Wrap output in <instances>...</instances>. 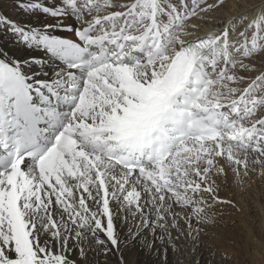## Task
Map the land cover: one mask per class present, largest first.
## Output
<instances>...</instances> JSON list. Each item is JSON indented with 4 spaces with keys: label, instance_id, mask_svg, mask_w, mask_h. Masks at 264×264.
Here are the masks:
<instances>
[{
    "label": "snow or ice",
    "instance_id": "snow-or-ice-1",
    "mask_svg": "<svg viewBox=\"0 0 264 264\" xmlns=\"http://www.w3.org/2000/svg\"><path fill=\"white\" fill-rule=\"evenodd\" d=\"M15 7L43 21L0 14V264L209 247L221 193L264 180V0Z\"/></svg>",
    "mask_w": 264,
    "mask_h": 264
},
{
    "label": "rangeland",
    "instance_id": "rangeland-1",
    "mask_svg": "<svg viewBox=\"0 0 264 264\" xmlns=\"http://www.w3.org/2000/svg\"><path fill=\"white\" fill-rule=\"evenodd\" d=\"M15 2V0H0V8L2 9L3 13L7 16H9L12 19H19L18 16H23V12H21L18 8L14 7L12 3ZM240 3L242 4V0H240ZM24 17H28L24 15ZM35 25V24H34ZM258 177V174L257 176ZM255 178V177H254ZM259 179V178H258ZM262 180H258L257 182V193L256 192H250V197L248 198V201L252 200V202L260 201L261 204H264V183H260ZM261 184V185H260ZM261 188V189H260ZM253 198V199H251ZM256 199V200H255ZM256 204V203H255ZM254 204V205H255ZM252 203L249 210L251 213L250 215L247 214V217H253L256 214V209ZM261 207V205H259ZM258 214V213H257ZM230 215V213H228ZM258 217H256L255 220H257ZM255 228L256 230L260 231L263 235L264 228L261 226L262 222L259 220L255 221ZM243 221V217L239 218L238 213L235 212L232 214L231 218H224V221L222 222V229L225 230L224 233H220L219 235L224 237L227 243L224 245L229 248L230 252L232 253L231 258V264H264V247H261L260 250H257V245L252 244V242L256 241L255 239L251 238L249 236V231H247L248 234L240 233L243 228H245V225L241 223ZM250 222L253 220H249ZM231 230V231H230ZM233 231V232H232ZM264 237V236H263ZM201 241H207L209 247L214 246L216 244V236L213 238L208 239L207 236H202ZM231 241H235V244L233 245ZM209 247H201L200 250L193 256L188 257L186 256V253L184 252L183 259L181 261H177L178 264H188L189 259H195L200 261V264H216L219 257H216L213 259L212 253L209 251ZM132 251L135 249H131ZM157 260V256H156ZM243 262V263H242Z\"/></svg>",
    "mask_w": 264,
    "mask_h": 264
},
{
    "label": "bare ground",
    "instance_id": "bare-ground-1",
    "mask_svg": "<svg viewBox=\"0 0 264 264\" xmlns=\"http://www.w3.org/2000/svg\"><path fill=\"white\" fill-rule=\"evenodd\" d=\"M24 2L27 3V2H29V0H24ZM246 2H248V0H242V4H244ZM250 2L251 3H258L259 0H250ZM12 5L15 7V2H13ZM0 14H4L1 8H0ZM18 18L19 19H15V20L30 21L33 24H38V23L43 21L42 17H40V18L29 17V16L24 17V15H23V16H18ZM258 180H259L258 177L253 178L251 185L250 186L246 185L243 191H241L239 188L234 187L232 191H229L226 193H221V195L227 196L228 198H231V199H234L238 203V208L242 209V211H238L237 209H226L225 210V218H231L232 214L235 212L238 213L239 218L243 217V221L241 223H243L245 225V228H243L240 233H243L246 235V234H248L247 231H249V233H250L249 236H251V238L256 240V241L252 242V244H256L257 250H260L261 247H264V237H263L264 233L262 235L260 231L256 230V228H255L256 222L254 223V220L256 219V217H258L257 220L258 221L260 220L262 222L261 226H263V228H264V204H261V202H260L261 200L256 201V202L255 201L252 202V200L248 201V198L251 196L250 192L253 191V192L257 193L256 186H257ZM262 182L264 183V180H262ZM262 182H260V183H262ZM233 192H235V195H233ZM251 199H253V198H251ZM252 203H253V205L256 203L254 206L257 207L258 209H256V214L253 217L248 218L247 214L248 215L251 214L249 212V210L252 209V208H250ZM259 205H261V207H259ZM228 213H230V215H228ZM249 220H253V221L250 222ZM257 220H255V221H257ZM131 227H133L131 218H129L128 223H121L119 225V230H120L121 236L123 238L127 237V233ZM222 227L223 226H221L215 230H211V233H210L211 238L215 237L217 234L224 233V231L226 232V229L223 230ZM207 238L210 239L209 236H207ZM218 243H220V241L217 240L216 244H218ZM185 253H186V256H188L187 252H185ZM71 255L76 256V253L73 252V253H71ZM126 255H127L128 260H129V264H154V262L157 261L156 260V254L155 253H149L146 249L143 251H141L139 249H135L132 251L131 249H129L127 251ZM183 255H184V252L173 254L171 251H169V264H178L177 261H181V259L184 258ZM114 261H115V258H113V264H114Z\"/></svg>",
    "mask_w": 264,
    "mask_h": 264
}]
</instances>
